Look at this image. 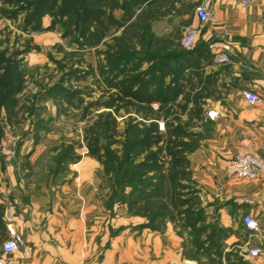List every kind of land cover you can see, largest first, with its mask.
<instances>
[{"label": "crops", "instance_id": "obj_1", "mask_svg": "<svg viewBox=\"0 0 264 264\" xmlns=\"http://www.w3.org/2000/svg\"><path fill=\"white\" fill-rule=\"evenodd\" d=\"M136 1L144 6L139 13L150 11L148 23L154 20L161 29L156 43L179 48L156 72L171 68L172 92L180 86L176 103L197 109L203 121L202 144L188 154L202 195L196 198L201 208L195 209L194 225L201 227V244L190 226L167 221L137 227L126 205L110 203L99 166L88 157L72 165L71 180L16 191L13 220L28 254L21 248L11 255L12 264H264L261 257L242 256L252 246H264V179L233 180L226 173L239 153L264 159V0L247 7L242 0H209L205 23L196 14L205 0ZM190 33L193 44L186 47L182 39ZM223 44L229 45L230 61L217 64L214 54ZM246 91L262 101L251 102ZM210 110L217 111L214 119ZM246 215L257 220L255 230L247 228ZM7 238L4 227L0 252Z\"/></svg>", "mask_w": 264, "mask_h": 264}, {"label": "rangeland", "instance_id": "obj_2", "mask_svg": "<svg viewBox=\"0 0 264 264\" xmlns=\"http://www.w3.org/2000/svg\"><path fill=\"white\" fill-rule=\"evenodd\" d=\"M123 4L124 0L109 1L105 7L118 21L110 23L98 38H85L73 15L56 18L47 14L41 29H24L25 13L12 20L1 12V8L20 5L0 1V52L10 56L19 51L17 60L26 73L22 90L0 115L2 215L6 219L9 210L14 212L12 203L19 188L38 189L49 181L71 180L72 165L90 157L99 166V178L110 195L117 202L128 201L120 204L134 217L132 223L162 227L171 221L181 229L190 226L196 245H200L201 227L194 225L195 209L201 208L196 198L202 195L188 159L202 144L203 121L198 110L189 111L172 95L151 107L135 102L107 105L115 98L118 82L149 70L162 59L167 62L179 49L156 43L161 29L154 20L148 23L150 11L139 13L142 3L130 0L127 6ZM170 69L157 72L152 86L171 85ZM109 112L117 121L111 133L98 122ZM162 122L164 128L160 129ZM154 125L162 138L154 147L156 159L150 160L152 152H140L131 141ZM95 136H99L103 162L90 153ZM120 164L127 168L123 178L116 176ZM142 192H149L151 199H139ZM132 200L137 203L131 204Z\"/></svg>", "mask_w": 264, "mask_h": 264}, {"label": "trees", "instance_id": "obj_3", "mask_svg": "<svg viewBox=\"0 0 264 264\" xmlns=\"http://www.w3.org/2000/svg\"><path fill=\"white\" fill-rule=\"evenodd\" d=\"M3 5L14 4L20 5L17 8L12 9H2L1 12L6 17L15 20L19 14L25 13L23 18L24 29L32 27L34 30L41 29V23L44 16L53 15L56 18H65L67 16H74V22L78 26L80 34L87 37H97L98 35L104 34L108 30V25L110 23L116 22L113 13L108 10L105 5L111 0H0ZM125 4L123 7L127 6V0H124ZM20 54L19 51L10 56H6L5 51L0 52V115L2 109L5 108L13 99L14 95L19 93L25 82V70L21 65L20 61L17 60V56ZM159 64L151 66V68L139 75L132 76L125 80H122L116 84L117 92L115 93V98L107 105L108 107H113L115 103H138L145 106H150L154 101H163L162 99H168L169 96L175 97L176 93L180 92L179 84L174 87V91L171 85L165 88H155L153 85L154 81L157 79L156 70H164L167 63L164 60H160ZM163 74V72H160ZM177 73V72H176ZM98 122L104 123L106 131L111 133L116 130L117 121L116 117L112 115V112L101 116ZM3 138V125L0 120V143ZM161 134L157 130V126H149L145 129L142 135L137 136L135 140L131 141L133 146L138 147L140 152H152L150 155V160H155L157 155V150L154 147H158L161 139ZM101 145L99 136H95L90 143V153L92 156L96 157L98 160L103 162L104 154H101ZM107 171L108 168H106ZM117 177L123 178L127 174V168L118 166L116 170ZM156 188V187H155ZM153 187L152 189L155 190ZM151 199V194L149 192H142L138 195L140 197ZM138 199V200H139ZM114 198L113 194L110 195V203H127L122 202ZM131 204L137 203V200L129 201ZM151 209L150 207H146ZM3 206L0 204V225L2 227V232L0 233V242L3 239V229L6 227V221L3 217ZM153 210V208H152ZM157 214V212H155Z\"/></svg>", "mask_w": 264, "mask_h": 264}, {"label": "built area", "instance_id": "obj_4", "mask_svg": "<svg viewBox=\"0 0 264 264\" xmlns=\"http://www.w3.org/2000/svg\"><path fill=\"white\" fill-rule=\"evenodd\" d=\"M256 0H242V6L247 7ZM209 0H205L201 3L197 9L196 14L201 23L207 22L211 13L207 9ZM193 35L190 33L182 39L184 46L189 47L193 44ZM214 45L211 44L210 47ZM229 45L223 44L220 49L214 54V62L217 64H225L230 61V56L228 53ZM245 97L253 103H259L262 101V97L254 91H246ZM152 105L157 106L158 101H154ZM208 116L214 119L217 116V111H208ZM159 128H164V123L159 124ZM4 150H6L4 148ZM226 173L230 179L233 180H258L264 179V159L256 153L243 152L235 156L226 166ZM14 212L8 211L6 215V230L8 233V238L3 242L2 251L0 252V264H12L11 255L21 248L24 249V253L28 254L26 249V241L16 229L13 220ZM246 226L249 230H255L257 228V220L252 216L246 215L244 218ZM243 258L250 259L252 257L264 258V246H252L247 249L246 252L242 254Z\"/></svg>", "mask_w": 264, "mask_h": 264}]
</instances>
